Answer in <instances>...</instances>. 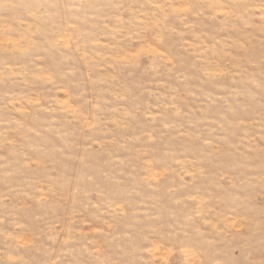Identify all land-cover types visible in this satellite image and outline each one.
Wrapping results in <instances>:
<instances>
[{
	"label": "rangeland",
	"instance_id": "1",
	"mask_svg": "<svg viewBox=\"0 0 264 264\" xmlns=\"http://www.w3.org/2000/svg\"><path fill=\"white\" fill-rule=\"evenodd\" d=\"M0 264H264V0H0Z\"/></svg>",
	"mask_w": 264,
	"mask_h": 264
}]
</instances>
